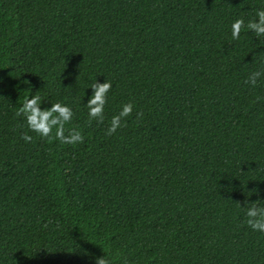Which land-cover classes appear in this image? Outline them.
Returning <instances> with one entry per match:
<instances>
[{"label":"trees","instance_id":"16d2710c","mask_svg":"<svg viewBox=\"0 0 264 264\" xmlns=\"http://www.w3.org/2000/svg\"><path fill=\"white\" fill-rule=\"evenodd\" d=\"M258 9L0 0V264H264V232L243 210L264 202V35L247 27ZM95 80L112 84L100 122L84 106ZM31 95L71 107L65 135L83 140L31 132L16 115Z\"/></svg>","mask_w":264,"mask_h":264},{"label":"clouds","instance_id":"9594fccd","mask_svg":"<svg viewBox=\"0 0 264 264\" xmlns=\"http://www.w3.org/2000/svg\"><path fill=\"white\" fill-rule=\"evenodd\" d=\"M242 19H236L231 24V35L233 39L238 38ZM248 29L254 31L256 35H264V9L256 11V18L250 20L247 24ZM261 75L260 71L252 72L248 77V83L255 86L257 78ZM112 87L111 81L104 80L103 83L95 82L88 88L91 89V95L84 106L87 108V115L90 120L95 119L100 122L104 119V106L108 90ZM42 100L38 95L25 97L20 107L16 110L17 116H23L27 128L36 133L41 138L51 139V133L54 131L55 138L61 143L78 144L83 140L81 132L76 129H70L68 135H65V124L73 117V110L66 103L59 101L51 103L50 107L42 108ZM132 104L127 103L121 106L120 111L111 117L107 133L111 134L121 127L123 118L127 117L132 111ZM22 139L29 142L33 139L31 135L22 134ZM247 217V225L254 231L264 232V202L254 201L246 204L243 208ZM96 264H110L106 258H98Z\"/></svg>","mask_w":264,"mask_h":264}]
</instances>
